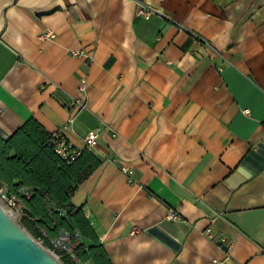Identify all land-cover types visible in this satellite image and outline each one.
<instances>
[{
  "label": "crops",
  "instance_id": "crops-1",
  "mask_svg": "<svg viewBox=\"0 0 264 264\" xmlns=\"http://www.w3.org/2000/svg\"><path fill=\"white\" fill-rule=\"evenodd\" d=\"M84 76L72 203L110 264H264V0H0V135L61 128Z\"/></svg>",
  "mask_w": 264,
  "mask_h": 264
},
{
  "label": "trees",
  "instance_id": "trees-1",
  "mask_svg": "<svg viewBox=\"0 0 264 264\" xmlns=\"http://www.w3.org/2000/svg\"><path fill=\"white\" fill-rule=\"evenodd\" d=\"M50 136L32 118L13 135H0V187L20 199L19 223L45 247L53 249L51 241L61 231L72 243L79 239L76 261L66 251H54L63 264H110L81 208L72 203L79 184L98 163L92 157L89 164L81 163L83 151L73 161L64 160L49 144ZM22 188L28 195L19 191Z\"/></svg>",
  "mask_w": 264,
  "mask_h": 264
},
{
  "label": "built area",
  "instance_id": "built-area-1",
  "mask_svg": "<svg viewBox=\"0 0 264 264\" xmlns=\"http://www.w3.org/2000/svg\"><path fill=\"white\" fill-rule=\"evenodd\" d=\"M141 4V10L140 13L142 14H152L153 12H158L157 9L154 7L140 3ZM40 38L45 39H52L54 38V34L46 30L44 32L40 33ZM86 54L84 51L78 52V51H71V55L78 56ZM76 90L78 91V94L76 96H72L71 99L64 103L65 107L70 111L69 119L66 121V123L59 129L51 132L50 141L49 144L54 147L55 152L60 155L61 158H63L66 161H73L77 156H79L82 152V150L78 147H75L73 144H71L65 134L63 133L64 130L71 127V125L76 120V115L81 112L88 109V89H87V78L84 76L81 78L76 86ZM102 130V126L95 127L93 129H90L86 131V135L84 136V150H91L95 147V145L98 142V139L100 137V133ZM123 172L127 175V179L129 182L133 181V172L131 169H122ZM27 194V193H26ZM17 197L14 195H10L6 189L5 186L0 187V206L6 205L8 207H15L17 206ZM171 217H174L172 213H170ZM225 241V240H224ZM80 243L79 239L76 238L75 242H71L70 235L67 232L61 231V234L53 239L51 241V246L53 249H50L51 251H66L69 253L72 260L76 261V256L74 254V250ZM52 253V252H51ZM55 255H57L54 252ZM58 256V255H57Z\"/></svg>",
  "mask_w": 264,
  "mask_h": 264
},
{
  "label": "water",
  "instance_id": "water-1",
  "mask_svg": "<svg viewBox=\"0 0 264 264\" xmlns=\"http://www.w3.org/2000/svg\"><path fill=\"white\" fill-rule=\"evenodd\" d=\"M0 264H63L0 206Z\"/></svg>",
  "mask_w": 264,
  "mask_h": 264
},
{
  "label": "rangeland",
  "instance_id": "rangeland-1",
  "mask_svg": "<svg viewBox=\"0 0 264 264\" xmlns=\"http://www.w3.org/2000/svg\"><path fill=\"white\" fill-rule=\"evenodd\" d=\"M23 193H25V192H23ZM27 194L29 193V192H26ZM2 207H4L6 210H9V211H11L12 213H13V219H15L17 222H19V216H20V213H21V207H22V205H20V202L19 201H17V206H15V207H8V206H6V205H3ZM37 241L43 246V247H45L44 245H43V243L40 241V240H38L37 239ZM46 249H49L48 247H45ZM49 251L50 252H52V254L56 257V259L58 260V261H60V259H59V257L57 256V255H55L54 254V252L53 251H51L50 249H49ZM61 262V261H60Z\"/></svg>",
  "mask_w": 264,
  "mask_h": 264
},
{
  "label": "bare ground",
  "instance_id": "bare-ground-1",
  "mask_svg": "<svg viewBox=\"0 0 264 264\" xmlns=\"http://www.w3.org/2000/svg\"><path fill=\"white\" fill-rule=\"evenodd\" d=\"M2 208H4V207H2ZM5 209V208H4ZM5 211L9 214V216L13 219V213L11 212V211H9V210H6L5 209Z\"/></svg>",
  "mask_w": 264,
  "mask_h": 264
}]
</instances>
